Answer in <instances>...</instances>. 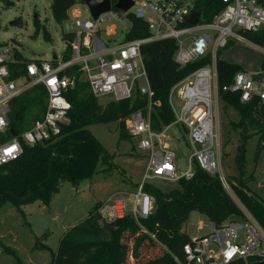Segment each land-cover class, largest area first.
<instances>
[{
  "label": "built area",
  "instance_id": "2783aa9c",
  "mask_svg": "<svg viewBox=\"0 0 264 264\" xmlns=\"http://www.w3.org/2000/svg\"><path fill=\"white\" fill-rule=\"evenodd\" d=\"M197 1L133 0L134 4L127 12L115 9L112 3V9L101 14L97 20L92 16V19L81 20L82 10L78 4L70 10V16L78 27L71 59L64 61L57 58V65L53 61H31L27 65V78H10L9 65L17 62V48L0 45V166L18 159L23 152V143L33 146L60 135L61 126L68 122L67 115L71 109L65 93L74 84L73 79L61 74L79 65L95 97L110 96L112 100L123 101L132 98L138 88L150 101L147 112L139 110L125 120L130 136L139 139V149L148 153L143 182L135 191L114 193L100 205L98 213L104 221L113 222L131 216L141 225V221L152 214L155 204L154 197L145 191L144 185L156 179L191 180L195 163L209 175L219 176L231 195V184L224 176L218 159L221 144L217 118L221 86L217 75V52L228 45L230 38L242 41L243 32L264 30V0H223L226 7L212 22L201 23L200 19L196 26H185L187 19L196 11ZM129 13L148 24L150 36L111 44L117 28L109 25L104 29L108 40L103 39L100 22L120 20L121 16L126 17ZM207 31H212L213 35ZM165 39L176 41L178 47L174 60L181 67L204 58L208 53H211L212 59L172 87L170 104L175 121L162 131H156L151 125L154 91L149 83L141 47ZM38 84L44 85L49 93L43 118L36 120L21 136L11 133V139L3 140L5 133L11 132L8 120L10 102ZM222 89L238 95L244 103L257 100L264 108V70L239 72ZM174 98L183 102L180 111L175 110ZM172 125L184 127L192 150L189 168L180 175H176L177 154L166 140V133ZM239 206L244 218L230 220L219 227L210 222L208 234L190 238L184 244V258L179 263H263L264 229L242 204ZM204 226L203 222H199V230H203Z\"/></svg>",
  "mask_w": 264,
  "mask_h": 264
},
{
  "label": "trees",
  "instance_id": "16d2710c",
  "mask_svg": "<svg viewBox=\"0 0 264 264\" xmlns=\"http://www.w3.org/2000/svg\"><path fill=\"white\" fill-rule=\"evenodd\" d=\"M50 1L53 18L58 24H63L70 18L72 7L85 2ZM111 1L113 4L117 2ZM225 7L223 0H198L196 3V10L202 13L201 23L212 22ZM126 17L131 22V28L124 36L125 42L150 36L151 32L144 20L130 13ZM36 26L39 31L38 19ZM44 37L51 39L46 31ZM243 37L264 48L263 29L258 32H243ZM75 38L76 33L64 34V61L71 59ZM177 47L174 39L153 41L141 47L149 83L154 91L151 125L156 131H162L175 121L170 104L172 87L197 69L209 64L212 59L211 53H208L204 58L181 67L174 60ZM15 57L17 62L9 65L10 78H27V65L32 60L26 59L17 49ZM53 64L57 65L56 60H53ZM263 70L264 61L261 71ZM242 71L245 70L240 65L222 58V50L217 52V75L221 86L219 99L225 103V107H231L239 116L233 126L240 131L236 164L241 176L234 178L230 184L241 204L264 229V197L253 195L247 182L243 180L247 140L254 133H260L264 138V108L257 100L244 103L238 95L222 89ZM61 75L74 80V84L65 93V98L71 104L67 115L68 122L61 126L59 136L33 146L23 143L20 157L0 166V209L6 203L21 212L22 206L36 201L49 205L53 197L60 192L63 182H70L74 187H78L84 181L93 179L100 163L108 159V154L89 127L94 124L119 122L120 137L127 138L130 134L126 129L125 120L139 110L147 112L149 109L148 97L141 94L138 88L130 99L111 100L102 105L99 98L93 95L79 65L68 68ZM48 99L49 93L42 84L27 89L13 99L8 114L10 129H14L18 136L30 129L36 120L43 118ZM11 138V132L7 131L3 140ZM178 183V188L170 190H162L151 183L144 185L145 191L154 197L155 204L152 214L142 220L141 225L131 216L106 222L98 213V205L84 221L64 234L57 252H52L51 264H126L130 247L123 243L122 239L127 232L138 235L132 253L136 258L140 245L147 240H156L167 246L163 255L141 264H180L179 261L184 258L183 246L190 241L183 229L193 210L206 216L218 227L230 220L244 218L240 206L224 188L219 176L209 175L198 163L194 164V177L191 180L181 178ZM22 215L25 216L23 212ZM35 247L51 250L40 239H37ZM13 253L17 264H23L17 253Z\"/></svg>",
  "mask_w": 264,
  "mask_h": 264
},
{
  "label": "rangeland",
  "instance_id": "374dc122",
  "mask_svg": "<svg viewBox=\"0 0 264 264\" xmlns=\"http://www.w3.org/2000/svg\"><path fill=\"white\" fill-rule=\"evenodd\" d=\"M82 10L81 20L92 19L84 4H79ZM39 20L40 30H37L36 20ZM116 26V35L111 44H120L125 34L131 28L130 20L121 16L120 20L101 21V36L106 41L104 29ZM48 32L50 40L45 39ZM78 27L75 19L70 18L63 24H58L53 18L50 0H0V45H9L21 51L24 57L32 61H53L56 55L63 59L66 43L63 39L66 33H76ZM213 35L212 31H207ZM202 33V32H199ZM197 33V34H199ZM222 58L230 63L240 65L245 71L257 73L262 70L264 48L247 40L240 41L230 38L228 45L222 49ZM23 83V81H22ZM111 97H101L99 101L105 105ZM183 102L174 98L173 105L180 111ZM217 126L220 134V152L218 159L224 176L228 181L240 178L241 173L236 164L240 131L235 129L233 122L239 116L231 107L219 99ZM91 132L101 141L108 154V159L101 162L93 179L86 180L78 187L70 182H63L60 192L56 194L49 205L40 201L22 206L21 211L6 203L0 209V264H17V255L23 264H51L52 252H57L64 234L72 227L84 221L98 205L105 203L117 192L135 191L143 182L148 165V153L138 147V138L120 137L119 122L94 124L89 127ZM167 142L175 150L178 171L176 175L186 172L192 150L188 135L181 125H172L166 133ZM264 138L260 133H254L247 140L246 164L243 180L248 189L257 197H264ZM162 190L179 187L178 180H151ZM231 196L239 205L234 192ZM199 222L204 223L199 230ZM210 220L193 210L184 225L183 231L196 238L208 234ZM138 235L127 232L122 242L130 247V255L126 264H141L164 254L167 246L159 241H145L138 250V257L133 256V247ZM37 239L50 247V251L35 247Z\"/></svg>",
  "mask_w": 264,
  "mask_h": 264
},
{
  "label": "water",
  "instance_id": "95a60500",
  "mask_svg": "<svg viewBox=\"0 0 264 264\" xmlns=\"http://www.w3.org/2000/svg\"><path fill=\"white\" fill-rule=\"evenodd\" d=\"M84 4L88 7L94 20H97L101 14L109 12L112 9L111 0H85ZM133 4V0H117V2L114 4V8L127 12L133 6ZM201 16V11L196 10L187 19V23L189 25L196 26L199 24ZM57 58L58 57L55 55L53 60H57ZM11 133L13 136L17 135L14 129H11ZM259 264H264V262Z\"/></svg>",
  "mask_w": 264,
  "mask_h": 264
},
{
  "label": "snow or ice",
  "instance_id": "6c2138e0",
  "mask_svg": "<svg viewBox=\"0 0 264 264\" xmlns=\"http://www.w3.org/2000/svg\"><path fill=\"white\" fill-rule=\"evenodd\" d=\"M11 151H12V150L10 149V150H9V153H10Z\"/></svg>",
  "mask_w": 264,
  "mask_h": 264
}]
</instances>
